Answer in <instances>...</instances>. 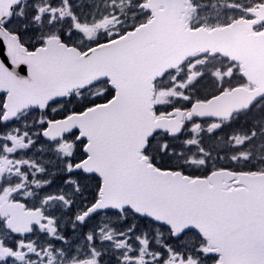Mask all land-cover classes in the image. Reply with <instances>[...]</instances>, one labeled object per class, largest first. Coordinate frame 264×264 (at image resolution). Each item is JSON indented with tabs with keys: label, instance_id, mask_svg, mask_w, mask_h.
Returning a JSON list of instances; mask_svg holds the SVG:
<instances>
[{
	"label": "flooded vegetation",
	"instance_id": "1",
	"mask_svg": "<svg viewBox=\"0 0 264 264\" xmlns=\"http://www.w3.org/2000/svg\"><path fill=\"white\" fill-rule=\"evenodd\" d=\"M149 1H21L11 9L8 19H2L0 27L26 52L43 48L53 39L58 45L84 54L150 22L163 6L160 2L149 9ZM260 5H264V0H182L178 17L183 18L184 28L190 31H212L250 23V31L241 30L264 39V23L249 16V11ZM210 6L220 11L224 8L222 23L212 25L208 18L211 17ZM206 61H209V69L201 65ZM243 73L240 62L210 52L189 56L179 67L153 83L150 101L154 118L181 117L180 132L175 136L157 133L153 138L163 135L165 140L187 144L191 137L189 143L195 151L193 136L199 131L196 142L209 149L206 139L222 142L227 139V128L234 126L247 133L249 142L245 148L249 146L252 152L257 151L261 140L259 130L264 125V96L247 100L249 92L255 91L257 85L249 82ZM166 81L170 82L169 86H159L167 85ZM173 89L184 91L182 101H172L168 92ZM233 91L245 101L246 106L241 110H233L225 117H199L197 113L187 116L194 104H207ZM6 94L7 91L0 93V230L3 234L0 264H222L221 256L212 253L210 243L193 230L174 237L167 227L155 226L146 217L138 218L130 209L91 212L101 198L102 181L95 174L74 170L86 159L85 142L71 138L73 142H81V154L71 168L56 171L53 166L58 159L54 145L60 140L48 141L43 137L47 125L57 119L53 105L44 111L28 107L8 120L4 108ZM158 98L164 101L158 103ZM40 113L47 117L40 119ZM221 123L229 125L221 128ZM220 130L222 132L216 134ZM201 152L204 151L201 149ZM250 160L258 158L250 157ZM260 168L251 165L240 170L222 165L196 173L177 171L188 181L203 180L208 185L210 175L228 171L234 175L233 179L228 183L222 179L220 184L229 189L241 187L234 184L240 175L264 174V164ZM71 176H77L78 181L63 183ZM73 197L77 206L69 205ZM22 215L34 217L28 233H13L7 229V220L18 222Z\"/></svg>",
	"mask_w": 264,
	"mask_h": 264
},
{
	"label": "water",
	"instance_id": "2",
	"mask_svg": "<svg viewBox=\"0 0 264 264\" xmlns=\"http://www.w3.org/2000/svg\"><path fill=\"white\" fill-rule=\"evenodd\" d=\"M21 1L26 0H0V23ZM160 2L163 8L150 22L84 54L53 39L26 52L0 27L5 119L28 107L43 111L74 91L107 81L113 92L108 102L50 122L43 132L52 141L77 130V139L85 142L86 159L74 170L95 174L102 181L101 198L91 212L130 209L139 218L168 227L174 237L195 231L210 243L213 254L221 256L222 264H264V174L240 175L234 184L241 187L228 189L220 184L222 179L226 183L233 179L228 171L210 175L208 185L203 180L188 181L179 172L157 170L141 156L154 134L175 136L182 126L179 115L153 117L150 101L155 81L194 53L210 52L241 63L244 76L257 85L247 100L264 96V39L241 30L250 31V23L187 30L178 17L182 0H151L147 7ZM249 16L264 23V5L249 11ZM242 99L237 91L221 94L207 104H194L187 116L225 117L246 106ZM32 217L7 220L6 227L13 233H28Z\"/></svg>",
	"mask_w": 264,
	"mask_h": 264
},
{
	"label": "rangeland",
	"instance_id": "3",
	"mask_svg": "<svg viewBox=\"0 0 264 264\" xmlns=\"http://www.w3.org/2000/svg\"><path fill=\"white\" fill-rule=\"evenodd\" d=\"M223 2L221 1L220 4ZM225 3V2H224ZM213 5V4H211ZM211 11V17L208 16L209 20L213 24H220L225 20V11L223 8V11H220V9L214 10L213 6L209 7ZM227 12V10H226ZM201 61V60H200ZM199 61V64H200ZM209 61H206L204 63H201V65L209 69L210 65H208ZM195 65V62H194ZM197 68L201 66L196 65ZM172 80V78H170ZM165 84L168 83V81L164 82ZM170 82L167 85H163L162 83L159 84V86H169ZM89 93L92 98H95L96 96H103L105 93V88L103 85L101 86H94L90 92H85L83 94V99L87 96H89ZM168 94L171 95L172 101H182V95L184 94V91L182 90H170ZM81 99V96L79 97ZM163 102V99L158 98L157 102L160 103ZM69 102H59V103H53V110L55 112V118H60L61 115L64 116L66 112H69L71 109H73V105H69ZM68 115V114H67ZM47 116L40 113V119H44ZM39 119V118H38ZM39 119V120H40ZM233 124V121L231 122ZM229 124L221 123V128L228 126ZM212 133H214V130L209 129ZM260 141L258 144V150L252 152L248 146V149L245 148L247 145V142H249V138L247 133L243 132L239 128H234V126H231L227 128V139L220 142L215 141L214 139H206V144L208 145L209 149H207L201 142H196L197 136L200 134L199 131H195V151L193 147L190 146V140L191 137L187 139L186 143L177 144V142L168 141L163 139V137H160L157 139V142L151 147L149 153L155 154L157 156L156 162L158 164H165L167 166H172L174 168H177V170L180 169V171L185 172H193L195 171H204L207 169H216L219 168L222 165H230L232 169H240L243 170L247 168L248 166H255L257 168H260L262 164H264V125L260 128ZM222 131H218L216 134H220ZM205 135V134H204ZM77 136V133H73L71 135H68L66 137H63L62 139H59L60 141L57 142V144L54 145L55 148V154L56 158L58 159L55 165L53 166V169L59 172H63L67 168H71L73 164L76 163L75 158L78 157L79 154H81L82 151V144L81 142H73L72 139H75ZM72 138V139H71ZM84 143V142H83ZM203 150L204 152L199 153V150ZM186 152V154H184ZM162 156H159V155ZM250 157L258 158L256 161L250 160ZM261 169V168H260ZM176 170V171H177ZM68 180L63 182L67 184H73L74 182L78 181L77 176H71L70 178H67ZM74 197L69 199V205H75L77 206V203H75ZM156 233H161V230H155ZM3 236L0 230V237Z\"/></svg>",
	"mask_w": 264,
	"mask_h": 264
},
{
	"label": "trees",
	"instance_id": "4",
	"mask_svg": "<svg viewBox=\"0 0 264 264\" xmlns=\"http://www.w3.org/2000/svg\"><path fill=\"white\" fill-rule=\"evenodd\" d=\"M103 85L104 88H105V93L103 96H96L95 98H92L90 93H89V96H87L85 98V100H82L83 99V94L85 92H90L92 90V88L94 87H91L89 90H85L83 92H80V93H76V94H72L70 95V98L68 100H65V101H62L63 102H69L70 104L69 105H73V109H71L69 112H66L63 115H61L60 117H65L67 116V114H71V113H77V112H81L83 111L84 109L86 108H91L95 105H98V104H103V103H106L107 101H109L112 96H113V92L110 90L108 84L106 81H102L100 83H98L97 85L95 86H101ZM81 96V99L79 98ZM59 117V116H58ZM56 117V118H58ZM160 137H164L163 135H157L155 138H153L151 141H149L148 143V149L147 151L144 153L147 157H148V162H150L151 164H153L157 169L159 170H177V168H174L172 166H167L165 164H158L156 162V158L157 156L155 154H150L149 151L151 149V147L157 142V139L160 138ZM159 156H162L161 154Z\"/></svg>",
	"mask_w": 264,
	"mask_h": 264
}]
</instances>
